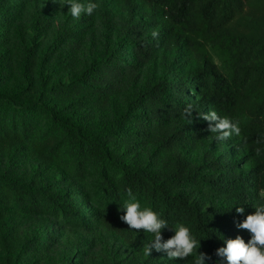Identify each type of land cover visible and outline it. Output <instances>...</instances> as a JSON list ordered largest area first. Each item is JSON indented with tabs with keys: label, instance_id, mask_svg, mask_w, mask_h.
<instances>
[{
	"label": "trees",
	"instance_id": "1",
	"mask_svg": "<svg viewBox=\"0 0 264 264\" xmlns=\"http://www.w3.org/2000/svg\"><path fill=\"white\" fill-rule=\"evenodd\" d=\"M86 1L97 9L61 24L45 59L73 69L94 36L102 40L63 82L47 77L31 45L16 74L4 48L17 5L0 7V264H193L198 253L227 264L217 250L238 236L248 243L238 225L264 205V0H121V12ZM51 22L38 10L30 26ZM210 111L239 121L240 135L217 141L198 116ZM5 150L32 158L30 170ZM126 202L165 220L164 240L187 226L194 255H145L153 236L120 219ZM23 214L43 221L20 233L13 218ZM100 226L129 253L101 258L91 239L58 254L64 228L97 237Z\"/></svg>",
	"mask_w": 264,
	"mask_h": 264
},
{
	"label": "rangeland",
	"instance_id": "2",
	"mask_svg": "<svg viewBox=\"0 0 264 264\" xmlns=\"http://www.w3.org/2000/svg\"><path fill=\"white\" fill-rule=\"evenodd\" d=\"M72 0H0V7L5 8L11 7V4L17 5L15 8L14 15H10L12 25L14 29V34L11 36L10 43L4 48L5 52L11 58L12 68L17 70L16 74L20 73L21 70V58L22 50L24 46H34L38 52L41 54L44 62L43 66L46 71L47 77L63 82L66 80L73 79L84 66L88 65L94 57V51L99 46V42L102 40L100 35L94 36V46L91 47L90 43L86 46L75 60V66L73 69H62L51 58H46L49 48L58 39V29L61 24L73 23L76 20H84L86 17L81 14L79 19H74L69 11ZM78 3H87L86 0H75ZM107 6L115 11H123L121 0H106ZM38 10H47L52 17L51 25L48 29L43 31H38L30 26V22L33 14ZM50 53V52H49ZM49 56V54L47 55ZM4 158L12 164H21L24 169L28 172L33 165V159L30 157H21L16 155H11L7 150L3 152ZM38 221H43V219L38 217H33L29 215H18L13 218V223L16 225V229L22 233L23 231H28L32 226ZM63 242L59 246L58 254H64L65 252H77L78 242H87L92 239L94 242L93 248L101 258L109 260V257H121V253L127 254L130 249L123 245L120 239L111 234L104 227L100 226L98 228L99 236L93 237L78 231L74 228H64L63 229ZM0 248H2L0 246ZM96 255V260L100 257Z\"/></svg>",
	"mask_w": 264,
	"mask_h": 264
},
{
	"label": "clouds",
	"instance_id": "3",
	"mask_svg": "<svg viewBox=\"0 0 264 264\" xmlns=\"http://www.w3.org/2000/svg\"><path fill=\"white\" fill-rule=\"evenodd\" d=\"M69 9L74 19H79L81 14L91 15L97 9L96 3H78L72 0ZM152 36H158V32L153 31ZM192 106L185 109L186 118L192 117ZM200 118L209 122L208 131L216 133L217 141H224L233 134L239 136L241 128L239 121H233L228 117H220L216 111L206 114H198ZM212 122H215L214 124ZM257 156L261 149L257 148ZM130 201H135L131 189L127 191ZM264 195V194H262ZM124 215L120 219L125 222L130 229L143 230L153 236L151 243L144 247V254L150 256L153 249L157 252L167 253L169 259H183L193 256L197 249L198 242L192 236L190 229L180 224L175 228V235L164 240L162 229L168 227L167 222L159 217L151 208L141 210L139 202H126ZM236 212L243 214L244 208L237 207ZM239 228L248 230L251 240L245 243L241 237L226 240V247L219 248L217 255L226 258L227 264H264V205L256 208L254 214H249L246 219L238 225ZM200 245V242H199ZM206 254L198 253L194 256L193 264H205Z\"/></svg>",
	"mask_w": 264,
	"mask_h": 264
}]
</instances>
